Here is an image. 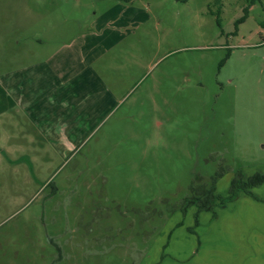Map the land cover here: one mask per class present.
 Wrapping results in <instances>:
<instances>
[{
  "label": "rangeland",
  "instance_id": "1",
  "mask_svg": "<svg viewBox=\"0 0 264 264\" xmlns=\"http://www.w3.org/2000/svg\"><path fill=\"white\" fill-rule=\"evenodd\" d=\"M1 1L44 57L87 37L116 101L68 151H0V264L194 259L195 174L264 171V0Z\"/></svg>",
  "mask_w": 264,
  "mask_h": 264
},
{
  "label": "crops",
  "instance_id": "2",
  "mask_svg": "<svg viewBox=\"0 0 264 264\" xmlns=\"http://www.w3.org/2000/svg\"><path fill=\"white\" fill-rule=\"evenodd\" d=\"M5 17L0 20V135L5 133L0 139L7 144L0 151L22 156L68 151L82 139L85 124L99 121L116 101L93 67L104 54L91 55L85 37L44 57L36 47L42 41L28 43L23 36L28 25ZM252 191L264 199V183ZM216 208L212 226L199 231L203 237L195 258L165 264H264V202L243 193Z\"/></svg>",
  "mask_w": 264,
  "mask_h": 264
},
{
  "label": "trees",
  "instance_id": "3",
  "mask_svg": "<svg viewBox=\"0 0 264 264\" xmlns=\"http://www.w3.org/2000/svg\"><path fill=\"white\" fill-rule=\"evenodd\" d=\"M217 22L219 21L216 18ZM222 170V169H221ZM215 175L211 176L210 180L203 179V175L197 173L195 174L194 180H191V185L189 187L190 192L193 194L188 196L182 204L186 207L192 204H196L198 210H202L206 207L212 206V215L215 217L216 212L214 206L217 202L225 203L234 200L238 193L243 192L249 197L257 201H263L264 199L259 198L252 192V188L260 186L264 183V171L255 172L252 175L244 178L240 172H237L236 176L232 179L228 187V194L222 196L215 192L216 178L221 176L223 173H214ZM206 181V182H204ZM203 182V184H202ZM209 183V184H208ZM194 223L197 224V218L195 217Z\"/></svg>",
  "mask_w": 264,
  "mask_h": 264
}]
</instances>
